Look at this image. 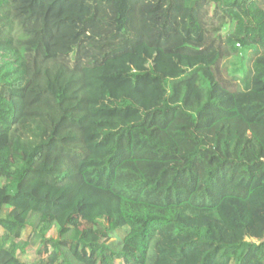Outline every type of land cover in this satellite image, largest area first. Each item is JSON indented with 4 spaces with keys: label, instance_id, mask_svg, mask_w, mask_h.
Returning a JSON list of instances; mask_svg holds the SVG:
<instances>
[{
    "label": "trees",
    "instance_id": "1",
    "mask_svg": "<svg viewBox=\"0 0 264 264\" xmlns=\"http://www.w3.org/2000/svg\"><path fill=\"white\" fill-rule=\"evenodd\" d=\"M62 1L0 0V264H264V0Z\"/></svg>",
    "mask_w": 264,
    "mask_h": 264
},
{
    "label": "rangeland",
    "instance_id": "2",
    "mask_svg": "<svg viewBox=\"0 0 264 264\" xmlns=\"http://www.w3.org/2000/svg\"><path fill=\"white\" fill-rule=\"evenodd\" d=\"M19 2L18 9L19 11H23L25 9H32V4L35 3H42L45 4L47 7H51L52 9H57V11H63V9H69V11H66L65 18L61 24H56L58 21V17L55 19V27L59 26L60 32L59 35L55 39V47H57V52H69L70 55H72L73 51L76 49V45L79 41V26L80 22L84 18L82 14V10H73V13L70 12V2L62 1L61 5H59L60 0H57V4L55 6L52 5L53 0H46L45 2L43 0H17ZM42 1V2H41ZM124 12V6H121V13L119 15V21H122V15ZM157 57L155 55H146L143 54L142 58L138 62L137 66L131 67L130 71L123 72L127 77H129L133 83H135L138 79L142 78H152V79H158L160 83V87L162 89H165L169 94L172 92V84L174 80L177 78L183 76L189 75L191 72L196 70L198 68V64L193 65H186L179 64V62L174 59L173 62L176 63V65L179 68V71L181 74L179 76L173 75L172 73H167V68L161 69L158 67V64L156 63ZM161 69V71L159 70ZM202 86L207 88L208 84L205 80H202L201 82ZM128 102L120 103L119 106L124 107L127 106ZM85 227L84 224L80 226L81 229ZM2 231H0L1 233ZM118 238H122L123 234L122 232H118L117 234ZM48 237L56 238L57 237V228L53 229ZM254 243H258L257 239H253ZM23 261L31 263L36 259V254L34 251H30L27 254L21 256Z\"/></svg>",
    "mask_w": 264,
    "mask_h": 264
}]
</instances>
